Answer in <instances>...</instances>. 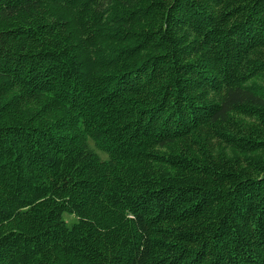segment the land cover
I'll list each match as a JSON object with an SVG mask.
<instances>
[{
	"label": "trees",
	"instance_id": "obj_1",
	"mask_svg": "<svg viewBox=\"0 0 264 264\" xmlns=\"http://www.w3.org/2000/svg\"><path fill=\"white\" fill-rule=\"evenodd\" d=\"M0 264H264V0H0Z\"/></svg>",
	"mask_w": 264,
	"mask_h": 264
},
{
	"label": "rangeland",
	"instance_id": "obj_2",
	"mask_svg": "<svg viewBox=\"0 0 264 264\" xmlns=\"http://www.w3.org/2000/svg\"><path fill=\"white\" fill-rule=\"evenodd\" d=\"M257 83H258V82H257ZM96 154H97L100 158H102V159L105 158V156L102 155V154H101L100 152H98V151H96ZM62 220L65 221V223H66V225H67L68 227H70V226L75 222V220L72 219L68 214H63V219H62Z\"/></svg>",
	"mask_w": 264,
	"mask_h": 264
}]
</instances>
